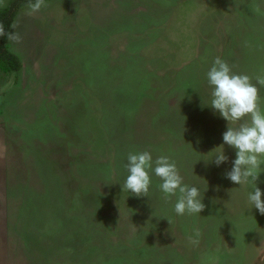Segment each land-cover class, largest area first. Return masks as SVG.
I'll return each mask as SVG.
<instances>
[{"label": "rangeland", "instance_id": "obj_1", "mask_svg": "<svg viewBox=\"0 0 264 264\" xmlns=\"http://www.w3.org/2000/svg\"><path fill=\"white\" fill-rule=\"evenodd\" d=\"M28 4L7 39L22 66L0 70V264H264V215L225 177L236 149L206 78L216 57L264 74V0ZM143 150L177 162L200 214L177 215L154 174L148 196L123 191Z\"/></svg>", "mask_w": 264, "mask_h": 264}, {"label": "clouds", "instance_id": "obj_2", "mask_svg": "<svg viewBox=\"0 0 264 264\" xmlns=\"http://www.w3.org/2000/svg\"><path fill=\"white\" fill-rule=\"evenodd\" d=\"M42 6H46L45 0H30L27 5L28 14H35ZM12 27L15 28V25ZM4 36L11 42L22 41L20 33L6 31L4 25L0 24V37ZM206 78L211 87L209 105L229 122L227 131L223 133V141L236 149V158L232 161L231 170L225 172V177L241 186L252 183L254 188L247 195L248 202L264 215V193L255 183L264 165V111L260 107L257 87L264 86V74L257 75L254 84L251 76L233 71V66L227 61L216 57L206 73ZM212 159L220 166L228 157L222 150L216 152ZM127 161L125 167L128 175L122 184L123 191L127 190L138 197L148 196L154 174L160 179L158 187L165 202L170 197H177L174 204L177 215L200 214L204 210L200 189L184 183L177 162L170 156L161 154L154 158L151 151L143 150L130 152ZM167 219L171 224V220ZM193 231L199 237V229ZM189 241L193 244L199 243L193 237H189Z\"/></svg>", "mask_w": 264, "mask_h": 264}, {"label": "trees", "instance_id": "obj_3", "mask_svg": "<svg viewBox=\"0 0 264 264\" xmlns=\"http://www.w3.org/2000/svg\"><path fill=\"white\" fill-rule=\"evenodd\" d=\"M29 2L30 0H12L6 8L0 11V24L4 25L6 31L10 30L19 9ZM21 66L19 56L9 49L7 37H0V70L7 74H14L20 70Z\"/></svg>", "mask_w": 264, "mask_h": 264}, {"label": "flooded vegetation", "instance_id": "obj_4", "mask_svg": "<svg viewBox=\"0 0 264 264\" xmlns=\"http://www.w3.org/2000/svg\"><path fill=\"white\" fill-rule=\"evenodd\" d=\"M263 180H264V179H263L262 176L260 175V176H259V181H260L261 188L263 187V185H262V184H263ZM262 224H264V220L261 218V220H260V225H262Z\"/></svg>", "mask_w": 264, "mask_h": 264}]
</instances>
